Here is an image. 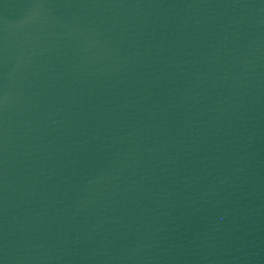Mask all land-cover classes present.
I'll use <instances>...</instances> for the list:
<instances>
[{
  "label": "water",
  "instance_id": "1",
  "mask_svg": "<svg viewBox=\"0 0 264 264\" xmlns=\"http://www.w3.org/2000/svg\"><path fill=\"white\" fill-rule=\"evenodd\" d=\"M0 264H264V0H0Z\"/></svg>",
  "mask_w": 264,
  "mask_h": 264
}]
</instances>
